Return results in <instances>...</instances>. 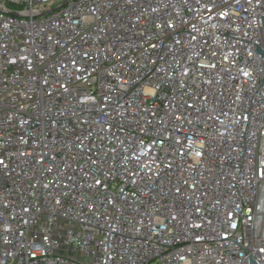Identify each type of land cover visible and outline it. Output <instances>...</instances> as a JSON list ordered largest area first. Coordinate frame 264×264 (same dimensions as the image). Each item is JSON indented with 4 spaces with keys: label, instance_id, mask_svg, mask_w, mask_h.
Segmentation results:
<instances>
[{
    "label": "built area",
    "instance_id": "built-area-1",
    "mask_svg": "<svg viewBox=\"0 0 264 264\" xmlns=\"http://www.w3.org/2000/svg\"><path fill=\"white\" fill-rule=\"evenodd\" d=\"M261 15L0 0V264H264Z\"/></svg>",
    "mask_w": 264,
    "mask_h": 264
},
{
    "label": "water",
    "instance_id": "water-1",
    "mask_svg": "<svg viewBox=\"0 0 264 264\" xmlns=\"http://www.w3.org/2000/svg\"><path fill=\"white\" fill-rule=\"evenodd\" d=\"M59 8V7H58ZM262 24L264 28V15H261ZM255 53L259 55L264 60V50L260 49L259 47L256 48ZM248 264H257L255 260H252V258L249 256L248 258Z\"/></svg>",
    "mask_w": 264,
    "mask_h": 264
},
{
    "label": "rangeland",
    "instance_id": "rangeland-1",
    "mask_svg": "<svg viewBox=\"0 0 264 264\" xmlns=\"http://www.w3.org/2000/svg\"><path fill=\"white\" fill-rule=\"evenodd\" d=\"M8 8L12 11H16L18 10L17 7H14V6H11V5H8ZM64 255H66V252H63ZM77 256V260L78 261H82V256L80 254L76 255Z\"/></svg>",
    "mask_w": 264,
    "mask_h": 264
}]
</instances>
